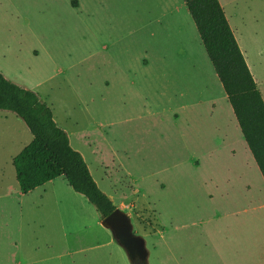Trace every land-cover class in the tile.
<instances>
[{
    "label": "rangeland",
    "instance_id": "rangeland-1",
    "mask_svg": "<svg viewBox=\"0 0 264 264\" xmlns=\"http://www.w3.org/2000/svg\"><path fill=\"white\" fill-rule=\"evenodd\" d=\"M181 1L80 0L79 12L77 0H0V72L41 96L102 191L117 205L124 201L134 232L146 240L149 264H176L170 249L177 219L188 210L202 214L199 207L173 208L169 191L160 192L162 184L169 189L175 183L178 162H192L190 150L175 151L176 141L160 133L176 119L173 106L204 102L195 113L209 124L211 138L215 124L236 128L233 140L222 146L211 141L210 148L225 162L253 169V184L264 198V178L189 11L170 14ZM226 12L264 98V0H240ZM145 54L163 57L154 62L167 73L162 90L154 85L138 91L122 81ZM183 55L193 59L185 62ZM32 139L21 118L0 110V264H132L116 241L108 249L114 250L110 263L107 249L92 248L101 241V227H91V211L71 206L62 181L21 193L12 160ZM132 187L143 191L136 206L128 198ZM146 200L151 207L141 211Z\"/></svg>",
    "mask_w": 264,
    "mask_h": 264
},
{
    "label": "crops",
    "instance_id": "crops-1",
    "mask_svg": "<svg viewBox=\"0 0 264 264\" xmlns=\"http://www.w3.org/2000/svg\"><path fill=\"white\" fill-rule=\"evenodd\" d=\"M77 1V4L73 6L80 12L84 4L79 2L80 0ZM238 1L240 0H219L230 26L231 23L226 8ZM170 7V14H175V16L189 11L184 0L177 2L174 7ZM104 8L106 7H102V9ZM231 14L236 17L237 12L232 11ZM159 26H161V23ZM178 26L183 25L179 24ZM143 27L145 28V26ZM181 29L182 27H180ZM153 32L155 33V31L150 32V37H154ZM233 33L235 35L234 30ZM235 38L239 45L236 36ZM159 56L156 58L145 54L138 60V66L132 76L129 74L125 76L123 73L121 76L122 81L125 80L128 86L131 85L138 91L143 92L146 88L154 85L161 90L165 88L164 78H166L167 73L162 69V65L160 68L154 66L155 61L160 60L163 63V57ZM183 58L186 59L185 62L193 59L188 55H183ZM106 84L108 85V82ZM181 96H184V93H181ZM223 98L228 100L226 93ZM203 104L204 102L201 100H196L190 104L183 103L173 106L169 110L174 112L176 119L170 121L169 127L162 130L163 132L160 131L164 138L176 141L175 151L186 149L192 152L188 153L192 160L191 165L183 167L178 162V166L173 169L175 183L169 189L166 188L167 185L162 184L160 192L163 194V192L169 191L173 208L176 206H194L202 209L200 215L193 209L191 212L186 211L185 215L182 214L177 219L176 222H181V225H176L173 230L170 249L171 260L176 264H264V198L260 197L258 187L255 183L253 184L251 175L253 169H247L235 160L229 159L225 162L222 158L223 154H218L210 148L211 141L218 146H222L221 144H224L228 138L233 140L237 135V130L234 128L228 131L226 122H223L222 125L215 124L213 125L215 130L212 132L213 137L211 138L209 130H206L209 124L198 113H195L197 108ZM154 107L152 105V108ZM157 113L158 111L155 114ZM186 113L188 118L184 119ZM128 122H131V120H128ZM161 123L163 122L161 121ZM220 127L223 128L222 131L219 129ZM254 173L256 174V172ZM244 175L250 178L246 177L244 179ZM61 178L63 177L51 180L45 185L52 186L62 181V184L69 189H66L67 192L73 198L71 206H74L77 211L85 210L93 213L91 227H101L99 228L101 241L93 245L92 248L107 249L108 259L104 261L110 263L109 258L113 257L114 250L108 249L115 243L111 232L101 225L102 219L99 213L93 212V208H96L83 195L75 192L65 179L63 181ZM255 182H257V176ZM132 191L134 192L132 197L130 195L128 198H132V204L136 206L137 202L140 201L139 194L143 191L141 188L137 189L135 187ZM134 195L137 196V199H134ZM108 196L117 208L127 209L124 201H119L117 205L114 199L110 195ZM150 207V201L146 200L141 206V211ZM204 207L210 208L206 210L207 213L203 210ZM204 212L205 214H203ZM129 214L131 213L129 212ZM141 215V212H136V216L140 217ZM190 228L194 230L179 234L181 229ZM144 233L151 234L146 229Z\"/></svg>",
    "mask_w": 264,
    "mask_h": 264
},
{
    "label": "trees",
    "instance_id": "trees-1",
    "mask_svg": "<svg viewBox=\"0 0 264 264\" xmlns=\"http://www.w3.org/2000/svg\"><path fill=\"white\" fill-rule=\"evenodd\" d=\"M204 49L233 109L244 140L264 178V98L219 0H184ZM0 110L21 118L33 139L12 160L22 194L59 177L86 197L101 219L117 206L98 186L83 155L41 96L0 72ZM149 264V263H143Z\"/></svg>",
    "mask_w": 264,
    "mask_h": 264
},
{
    "label": "water",
    "instance_id": "water-1",
    "mask_svg": "<svg viewBox=\"0 0 264 264\" xmlns=\"http://www.w3.org/2000/svg\"><path fill=\"white\" fill-rule=\"evenodd\" d=\"M101 225L111 232L115 241L126 251L132 264L148 263L149 251L146 240L134 232L128 213L116 208L101 220Z\"/></svg>",
    "mask_w": 264,
    "mask_h": 264
}]
</instances>
